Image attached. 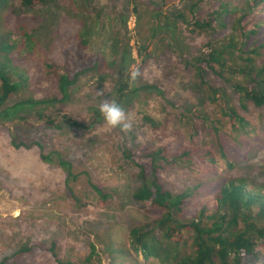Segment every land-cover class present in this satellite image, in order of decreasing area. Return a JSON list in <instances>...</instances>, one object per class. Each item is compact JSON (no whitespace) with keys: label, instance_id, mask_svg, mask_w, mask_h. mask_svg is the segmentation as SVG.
<instances>
[{"label":"rangeland","instance_id":"obj_1","mask_svg":"<svg viewBox=\"0 0 264 264\" xmlns=\"http://www.w3.org/2000/svg\"><path fill=\"white\" fill-rule=\"evenodd\" d=\"M243 1L80 0V6L88 9L86 22L94 24L89 49L93 55L105 61L112 60L110 40L114 37L121 39L117 76L114 74V78L99 85L86 74L80 75L70 86L65 100L20 111L21 118L0 120V263L56 264L49 254L38 249L14 257L22 244L39 242L44 248L55 243L59 259L71 264H158L155 260L145 261L141 255L128 249L124 220L139 223L149 220L143 211L144 206L141 205L142 208L131 197L137 186L134 176L138 171L132 161L144 164L148 175L154 170L163 188L173 193L214 176L209 174L205 178L199 172L191 174V170L178 164H153L143 153L164 147L167 154H171L189 146V140H192L195 146L217 159V150L207 135L190 138L191 131L185 134V120L179 112L181 106H193L195 110L208 114L210 119L217 118L215 105L207 100V86H221L222 82L207 70L204 75L206 83L200 87L190 63L193 57L208 53L209 47L205 45L209 41L218 45L224 43L225 36L233 30L232 20L240 18L242 13H233V9L242 8ZM190 3L196 5L193 14L199 19L213 18L209 15L214 11L219 14L209 35L191 31L193 26L182 24L180 20L176 25L159 28L166 25L157 21L159 13H176L177 9L182 10L184 4ZM192 16L187 14V24L193 22ZM74 24L64 2L23 9L19 0H7V6L0 9V41L13 42L19 38L22 29L36 36L37 50H33L32 55L24 50L11 54L14 66L27 76V85L6 106L28 97L37 100L60 97L56 82L47 78L43 65L51 63L64 68L66 64L64 71L70 76L77 71L72 44H68L72 39L66 40L74 33ZM252 25L260 26L257 34H250ZM153 33L155 36H151ZM235 33L238 37L246 34L249 45L264 43V5L244 17ZM169 43L173 48L168 51L165 44ZM179 44L185 46L180 49L185 57L179 56ZM260 52L259 63L264 59V49ZM134 62L140 63L142 75L136 86L130 89L125 83L124 72L125 66ZM121 86L127 87L121 104L133 124L128 133L107 128L98 111L102 100L115 98L118 101ZM230 92L236 110L256 127L253 134H248L251 139L247 138L255 147L247 160L230 175L217 160L221 184L230 177L253 179L264 169V109L257 110L245 101L240 103L238 96L233 95L231 89ZM143 115L155 121L168 119L165 135L160 139L153 138V132L143 125ZM47 118L53 119L60 129L47 126ZM64 119L91 125V129L82 132L64 123ZM94 119L97 120L93 124ZM11 141L19 148H14ZM53 151L72 164V173L77 175L74 190L87 204L86 209H76L69 200L63 170L57 164L41 160V155ZM125 154L132 160L126 159ZM151 164L155 165L154 169ZM215 184L208 185L213 188ZM93 186L106 195L104 204L100 203ZM195 200L201 203L194 204L192 199L189 200L184 206L185 217H192L201 204L213 203L210 193ZM106 235L110 243L105 241ZM100 242L104 246L109 244L114 250H129L130 256H108L102 252ZM90 243L96 248L93 256H90Z\"/></svg>","mask_w":264,"mask_h":264},{"label":"trees","instance_id":"obj_2","mask_svg":"<svg viewBox=\"0 0 264 264\" xmlns=\"http://www.w3.org/2000/svg\"><path fill=\"white\" fill-rule=\"evenodd\" d=\"M19 1L23 9H32L40 5H54L60 1L65 3L67 13L76 23V25L74 24V33L66 40L72 39L68 44H72L71 51L75 54L77 71L70 76L64 71L66 64L63 65L64 68H61L55 64L44 63L45 74L47 78L56 82L60 97L46 100L28 97L6 106L11 98L19 94L27 85V76L23 71H20L21 69L14 66V58L11 54L24 50V53L32 55L33 50H37V39L34 34H27L21 29V35L13 42L8 44L5 41H0V120L21 118L20 111L31 109L39 104H53L65 100L68 97L70 86L76 82L80 75L86 74L89 79L96 80L99 85L114 78V74L117 76L116 62L121 39L114 37L110 40L114 55L112 60L105 61L101 57L93 55L89 49L94 24L91 22L88 25L86 22L85 16L88 9L80 6V0ZM5 5L7 6V0H0V9ZM263 5L264 0H244L242 8L233 9V13L237 11L242 13L240 18L232 20L233 30L225 36L224 43L218 45L209 41L205 45L209 47L208 53L197 55L193 57L192 63H190L192 60L189 62L195 70V78L200 87L206 83L204 75L207 74V70L217 75L222 82L221 86H207V100L215 105L217 118L210 119L208 114L195 110L193 106H181L182 111L179 112L185 120L183 122L185 134L191 131L190 138L207 135L217 150V159L210 152L195 146L189 139V146L181 147L180 150L171 154H167L164 147L143 153V156L150 159L153 164L156 162L172 166L178 164L182 168L191 170V174L199 172L205 178L209 174L214 176L188 186L181 192L173 193L163 188L160 177L155 174L154 170L148 175L144 164L132 161L138 171L134 176L137 186L133 189L131 197L135 203L144 206V208L141 207L149 220L139 223L131 222L126 218L127 220L124 222L128 231V249H131L136 255H141L145 261L155 260L158 264H264V183L261 182L264 181V177L262 179L264 169L259 176L249 180L243 176L230 177L222 184L219 180V162L225 166V172L230 175L239 164H243L247 160L255 147V144H251L248 140L251 139L248 134H253L256 127L236 110L230 89L233 95L238 96L240 103L245 101L257 110L264 109V59L260 63L258 62L261 56L260 51L264 49V43L259 46L251 45L252 43L249 45V37L246 34L238 37L235 33L237 29H240L244 17ZM195 7L194 3H190L184 4L183 9H177L176 13L171 11L167 15L159 13L157 21L166 24L159 25V28L165 29L168 27L167 24L176 25L180 20L183 21L182 24L192 25L191 31L209 35L213 31L212 23L216 21L219 14L212 11L213 13L211 12L212 14L209 16L213 18L199 19L193 14ZM245 10L246 13H243ZM134 11L136 13V9ZM187 14L193 15L191 24L186 22ZM259 29V25H252L250 34H257ZM151 36H155L154 33ZM165 45L168 51L173 48L170 43ZM184 47L181 44L177 46L179 56L184 55L185 57V53L180 51ZM174 52L176 53V50ZM151 88L160 93V90L155 87ZM227 88L230 89L227 90ZM126 89V86H121L118 89L120 104L126 96L124 93ZM4 106L6 108H3ZM142 119L143 125L153 132V138L160 139L165 135L168 119L155 121L154 118L146 115H143ZM96 120H93V124ZM63 121L82 132L91 129V125L87 126L71 119ZM45 124L51 129H60V126L55 124L51 118L45 119ZM226 127L229 129L226 130ZM11 144L14 148H19L13 141ZM124 157L132 160L126 154ZM41 160L57 164L63 170L65 174L64 186L69 200L76 209H86L87 204L82 202L74 190L75 186L73 185L76 184L77 175L72 173V164L62 159L61 155L55 151L41 155ZM153 164L151 167L154 169L155 165ZM222 179H225L223 175ZM214 182L216 183L215 187L212 188L208 185ZM93 189L99 194L100 203L104 204L106 195L102 194V191L95 186ZM209 193L213 197V203L201 204L190 218L184 216V206L189 200L192 199L194 204L201 203L195 198H201ZM105 239L108 243L111 242L108 235L105 236ZM100 243L102 252L108 256L121 255V258L130 256L128 255L130 254L129 250H114L109 244L104 246L102 242ZM90 248V256H93L96 254L95 245L90 243ZM35 249L49 254L56 264H71L59 259L55 252L57 249L55 243L46 248L39 242L24 243L15 252L14 257L19 258L31 254ZM0 264H6V262Z\"/></svg>","mask_w":264,"mask_h":264},{"label":"clouds","instance_id":"obj_3","mask_svg":"<svg viewBox=\"0 0 264 264\" xmlns=\"http://www.w3.org/2000/svg\"><path fill=\"white\" fill-rule=\"evenodd\" d=\"M141 66L139 62H134L125 66V83L128 87L134 88L141 77ZM103 95V93H98ZM98 111L103 118L104 125L109 129H119L122 133L132 131V121L122 104L115 98L102 100L98 104Z\"/></svg>","mask_w":264,"mask_h":264}]
</instances>
